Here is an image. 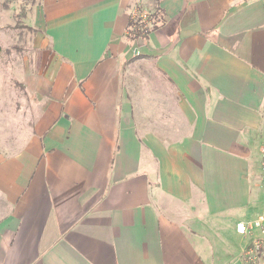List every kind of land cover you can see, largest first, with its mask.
<instances>
[{"label": "crops", "instance_id": "crops-1", "mask_svg": "<svg viewBox=\"0 0 264 264\" xmlns=\"http://www.w3.org/2000/svg\"><path fill=\"white\" fill-rule=\"evenodd\" d=\"M27 18L38 110L0 155V264H252L236 226L264 207V0H35Z\"/></svg>", "mask_w": 264, "mask_h": 264}, {"label": "rangeland", "instance_id": "rangeland-1", "mask_svg": "<svg viewBox=\"0 0 264 264\" xmlns=\"http://www.w3.org/2000/svg\"><path fill=\"white\" fill-rule=\"evenodd\" d=\"M34 2L0 0V155L19 148L37 115V100L27 82L40 59L34 46L35 30L27 18ZM141 23L144 32L151 26ZM255 197L257 211L264 202L260 186Z\"/></svg>", "mask_w": 264, "mask_h": 264}, {"label": "built area", "instance_id": "built-area-1", "mask_svg": "<svg viewBox=\"0 0 264 264\" xmlns=\"http://www.w3.org/2000/svg\"><path fill=\"white\" fill-rule=\"evenodd\" d=\"M150 16L151 12L149 10L142 9L136 11L132 19L139 20L143 23H150ZM147 31H149V28H147L145 32ZM260 154L264 189V142L261 146ZM236 229L238 233L251 237V242L245 251L247 262L252 264H264V207L255 218L249 221L238 222Z\"/></svg>", "mask_w": 264, "mask_h": 264}, {"label": "trees", "instance_id": "trees-1", "mask_svg": "<svg viewBox=\"0 0 264 264\" xmlns=\"http://www.w3.org/2000/svg\"><path fill=\"white\" fill-rule=\"evenodd\" d=\"M154 17V14L150 16L149 18V21H152ZM129 32H128V37L130 39H134V38H137V37H146L147 32H144V24H142L141 22H139L138 20H134L132 19L130 21V24H129Z\"/></svg>", "mask_w": 264, "mask_h": 264}]
</instances>
